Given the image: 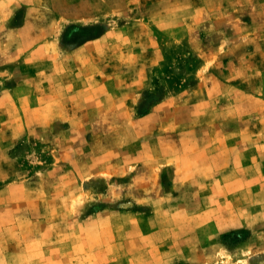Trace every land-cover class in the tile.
Wrapping results in <instances>:
<instances>
[{
	"label": "rangeland",
	"instance_id": "374dc122",
	"mask_svg": "<svg viewBox=\"0 0 264 264\" xmlns=\"http://www.w3.org/2000/svg\"><path fill=\"white\" fill-rule=\"evenodd\" d=\"M0 264H264V0H0Z\"/></svg>",
	"mask_w": 264,
	"mask_h": 264
}]
</instances>
